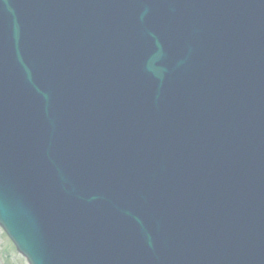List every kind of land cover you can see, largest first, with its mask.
Here are the masks:
<instances>
[{
    "label": "water",
    "instance_id": "water-1",
    "mask_svg": "<svg viewBox=\"0 0 264 264\" xmlns=\"http://www.w3.org/2000/svg\"><path fill=\"white\" fill-rule=\"evenodd\" d=\"M0 227L28 264H264V0H0Z\"/></svg>",
    "mask_w": 264,
    "mask_h": 264
},
{
    "label": "rangeland",
    "instance_id": "rangeland-1",
    "mask_svg": "<svg viewBox=\"0 0 264 264\" xmlns=\"http://www.w3.org/2000/svg\"><path fill=\"white\" fill-rule=\"evenodd\" d=\"M0 264H27L0 227Z\"/></svg>",
    "mask_w": 264,
    "mask_h": 264
}]
</instances>
